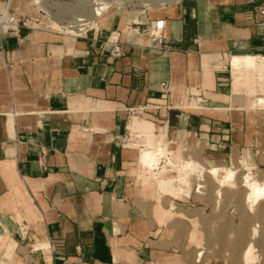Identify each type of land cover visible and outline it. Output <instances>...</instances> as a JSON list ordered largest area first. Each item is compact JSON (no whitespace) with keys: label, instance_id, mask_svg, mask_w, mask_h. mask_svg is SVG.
Segmentation results:
<instances>
[{"label":"crops","instance_id":"crops-1","mask_svg":"<svg viewBox=\"0 0 264 264\" xmlns=\"http://www.w3.org/2000/svg\"><path fill=\"white\" fill-rule=\"evenodd\" d=\"M10 7L25 24L0 28V264H180L192 201L159 200L144 171L160 162L144 165L123 138L129 124L146 147L180 133L208 157L251 148L264 159V0H177L157 18L112 14L78 35L35 26L31 1ZM157 20L164 52L150 46ZM234 55L255 56L263 82L235 71Z\"/></svg>","mask_w":264,"mask_h":264},{"label":"rangeland","instance_id":"rangeland-1","mask_svg":"<svg viewBox=\"0 0 264 264\" xmlns=\"http://www.w3.org/2000/svg\"><path fill=\"white\" fill-rule=\"evenodd\" d=\"M30 1L41 10L35 22L38 24L35 26L59 33H70L73 29L76 35L97 27L96 23H89V20H86L88 23L81 28L68 27L75 25L80 13L65 9L64 6H73L72 3L75 2L48 0L52 4L48 8L43 0H26ZM106 1L108 5L111 4V8L101 20L112 14H141L154 19L177 0ZM260 109L264 112V109ZM129 136L130 143H136V138L130 131ZM179 137L183 142H180V139L177 141L174 134L166 135V140L161 143L176 141L178 151L170 155L171 158L184 162L186 158L191 157L197 165L185 167L182 164L175 167L167 157L162 156L158 169L150 168L144 173L148 176V182L157 184L155 186L162 195L159 200H165L171 195L183 198L189 196L192 208H195L192 215H189L191 220L185 216L184 223L177 227V232L181 234L177 237H181L177 249L180 264H264V199L254 202L249 196V189L244 180L247 174L258 181L264 180V159L261 151L236 148L227 155L208 157L206 145L198 137L193 139L180 133ZM146 142L149 141H141L139 138L137 144L141 147H138L143 150ZM199 166L204 167L201 176ZM209 167H219V174L215 176L208 172ZM226 168H232L234 176L223 185L218 177L225 173ZM250 246L253 247L255 259L248 261L245 254Z\"/></svg>","mask_w":264,"mask_h":264},{"label":"bare ground","instance_id":"bare-ground-1","mask_svg":"<svg viewBox=\"0 0 264 264\" xmlns=\"http://www.w3.org/2000/svg\"><path fill=\"white\" fill-rule=\"evenodd\" d=\"M43 1L45 2V5L48 6V8L52 5L51 3L48 2V0H43ZM80 3L83 5L84 13H80L79 17L76 18L74 26H68V27H74L77 29L81 28L88 23L85 22L86 20H89V23H97V21L100 20L101 17L105 15V13L108 12L109 9L111 8L110 6L111 4L108 5L109 3H107L106 0H82ZM64 7L65 9L68 10H75L76 6L67 5V7L66 6ZM69 32L72 35H76V32L73 29H71ZM256 62H257V58L253 55H234L232 57V67L235 71L248 70L250 72H259L260 73L259 78L263 82V71L257 69ZM255 105L259 106V108L264 109V97L256 99ZM128 129L131 135H133L136 138V143L134 144L141 147L140 144H137L139 138L135 136V134L130 130L129 124H128ZM148 146L149 145H147V147L145 146L141 154V161L144 165H149L150 167L157 168L160 162V157L162 156L167 157V159L170 160L171 165L175 167H178L182 164L185 165V167L197 165L196 161L191 157L186 158L184 162L181 161L177 162L171 158L170 155H173L178 151L177 143L175 141H169L168 144L166 145L156 144L155 146H150V147ZM199 168L200 169L198 170L201 176L202 173L204 172V167L199 166ZM219 170H220L219 167H209L207 169L208 172L215 174V176L219 174L218 173ZM233 176H234V170L232 168H226L225 173L219 176L218 179L221 183H224L223 185H225V183L229 181ZM244 178H245L244 179L245 185L247 184L249 189V196L253 199V201L256 202L257 200L264 199V180L258 181L254 179L250 174H247ZM252 250L253 247L250 246L245 254V258L248 261L255 259L254 252Z\"/></svg>","mask_w":264,"mask_h":264},{"label":"built area","instance_id":"built-area-1","mask_svg":"<svg viewBox=\"0 0 264 264\" xmlns=\"http://www.w3.org/2000/svg\"><path fill=\"white\" fill-rule=\"evenodd\" d=\"M70 2H75V4L72 3V5H75V12L78 13H84L83 11V5L80 3L82 0H69ZM8 2L7 7H2L0 11V28L1 32L5 31H11L14 33H18L25 24V21L23 17L13 11L10 7V2L11 0H6L5 3ZM64 3H67L65 0H63ZM260 12L264 14V7L260 8ZM163 24L161 20H157L152 24V28L150 31V46L156 50L159 51H165L167 48V42H166V37L163 33ZM108 40L112 44V48L109 51L111 57L113 58H118L120 56H123L125 54V49L122 46L121 43L118 42L117 39L114 38H108ZM162 93L163 96L167 97L168 94L170 93V84L169 82H164L162 84ZM131 112L135 113L136 109L135 108H130ZM130 136L129 134H126L123 138V141L125 144H129ZM221 147H224L223 143H220Z\"/></svg>","mask_w":264,"mask_h":264}]
</instances>
